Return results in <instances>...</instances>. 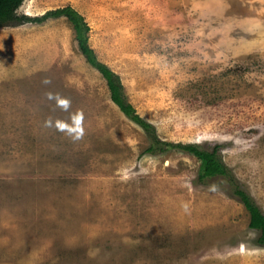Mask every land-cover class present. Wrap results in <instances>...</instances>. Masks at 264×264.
I'll return each mask as SVG.
<instances>
[{
  "label": "rangeland",
  "instance_id": "1",
  "mask_svg": "<svg viewBox=\"0 0 264 264\" xmlns=\"http://www.w3.org/2000/svg\"><path fill=\"white\" fill-rule=\"evenodd\" d=\"M122 94L172 143L217 147L230 170L148 134L110 99L69 21ZM0 26V264H264V0H22ZM49 81L45 83L44 81ZM61 101H67L63 106Z\"/></svg>",
  "mask_w": 264,
  "mask_h": 264
},
{
  "label": "trees",
  "instance_id": "2",
  "mask_svg": "<svg viewBox=\"0 0 264 264\" xmlns=\"http://www.w3.org/2000/svg\"><path fill=\"white\" fill-rule=\"evenodd\" d=\"M21 2L22 0H0V26L16 25L28 20H34L25 14L16 13V9ZM60 16L65 17L69 21L80 52L85 56L86 60L104 76L110 92V99L130 120L138 123L148 134L149 145L146 147V151L151 153L156 152L157 150L159 152H164L169 148L176 147L192 153L200 162L197 173L199 181L207 182L211 177L223 178L231 174L230 170L222 162L216 146L211 149H206L196 143H172L170 141L159 139L151 124L142 119L135 112L132 105L124 98L118 74L112 71L106 64L99 61L93 50L87 44L88 25L84 21L83 16L73 7L66 5L46 11L42 14L41 18H57ZM233 192L232 196L237 197L243 202L246 208L256 211V215L249 221V226L258 230L259 236L257 242L259 244H264V214L256 210L254 202L244 189L237 187V185L234 184Z\"/></svg>",
  "mask_w": 264,
  "mask_h": 264
},
{
  "label": "clouds",
  "instance_id": "3",
  "mask_svg": "<svg viewBox=\"0 0 264 264\" xmlns=\"http://www.w3.org/2000/svg\"><path fill=\"white\" fill-rule=\"evenodd\" d=\"M44 82L48 83L49 81L45 80ZM61 104L66 107L67 106V101H61Z\"/></svg>",
  "mask_w": 264,
  "mask_h": 264
}]
</instances>
